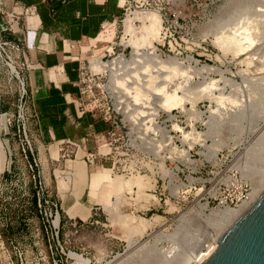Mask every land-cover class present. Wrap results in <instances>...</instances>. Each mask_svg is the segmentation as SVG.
<instances>
[{"label":"rangeland","instance_id":"obj_1","mask_svg":"<svg viewBox=\"0 0 264 264\" xmlns=\"http://www.w3.org/2000/svg\"><path fill=\"white\" fill-rule=\"evenodd\" d=\"M134 10L162 17L159 39L152 44L155 52L144 64L157 91L142 90V106L155 107L153 117H144L146 122L143 117L133 121L121 111L127 125L123 132L129 133L125 139L131 141L120 149L116 164L111 155L103 160L96 156L94 163L87 161L85 152L63 157L58 144L39 150L33 139L36 166L25 156L11 118L18 83L8 82L5 68L0 72V141L5 146L0 166V264H137L152 251L168 250V238H178L191 222L210 235L201 212L235 208L249 200L252 185L244 179L242 161L246 144L259 140L250 135L251 129L262 127L264 117V0H146L128 11L100 41L84 48L82 104L101 116L108 107L118 108L117 99L110 89L111 74L91 69V62L131 57L137 43L124 20ZM9 18L0 10L3 28ZM135 28L142 31L143 24L137 21ZM8 33L1 36L10 40ZM16 61L28 87L24 59ZM162 88L171 93L167 103L172 107L166 111L157 104L165 93ZM209 118L213 121L208 124ZM136 123H141L139 128ZM53 146L58 158L51 153ZM70 161L83 162L86 171L73 170ZM58 181L64 184L60 191ZM117 181L126 184L118 186ZM38 191L48 201L41 207ZM194 240L192 236L186 249Z\"/></svg>","mask_w":264,"mask_h":264},{"label":"crops","instance_id":"obj_2","mask_svg":"<svg viewBox=\"0 0 264 264\" xmlns=\"http://www.w3.org/2000/svg\"><path fill=\"white\" fill-rule=\"evenodd\" d=\"M122 4L118 0H0L1 11L21 14L8 34L25 53V75L36 112L31 133L39 150L89 137L86 150L95 152L99 146L95 136L110 132V124L82 104V62L84 48L100 41L108 27L121 21ZM51 153L58 158L55 146ZM70 162L73 170L86 171L83 162ZM63 198L69 202L65 192Z\"/></svg>","mask_w":264,"mask_h":264},{"label":"bare ground","instance_id":"obj_3","mask_svg":"<svg viewBox=\"0 0 264 264\" xmlns=\"http://www.w3.org/2000/svg\"><path fill=\"white\" fill-rule=\"evenodd\" d=\"M138 1H140V0H138ZM137 21H139L143 24V30L142 31L136 30L135 23ZM161 21H162V17L158 12L147 11V10H134L132 12V14L124 20V27H125L126 31L134 36V38H135L134 43H135V41L137 43L136 45L133 46V51L131 53V57L127 59L124 57V55H118L108 64L107 63L106 64L101 63L98 60H93L91 62V69L98 70V71L104 69L105 72L107 71L111 74L112 83L110 84V89L113 91V93L116 96L118 109L120 111L124 112L128 118L132 119L133 121L135 120L136 122L139 121L138 117H141V118L145 117V118L149 119V118L154 116V114H152V111H153L152 109L155 108L154 105H151V107H153L152 109H150V108L147 109V108H145V106H142V104L145 105L144 104L145 102H143V99H145L144 98L145 94L143 95V93H145V92H143V91L144 90H147V92L157 91V90H154L156 87L153 88V86H152L153 85L152 81L155 78H153V80H152L151 75H150L151 78L148 77V75H147L148 72H147L144 64H147L146 59L150 58L151 57L150 55H152L155 52L154 46L152 47V44H153V41H155V40L158 41V39H159L157 35H158L159 30H160ZM242 31H243V29H242ZM245 31L241 32V33L244 34ZM231 33L235 34V31H233ZM231 33H230V35H231ZM224 37H226V36H224ZM227 38H225V39H227ZM232 40H233V38H232ZM147 44H150V46L148 45L147 47H145ZM225 45L226 44H224L223 46H225ZM144 47L147 48L146 49L147 51L143 50ZM147 67H149V66H147ZM161 67L162 66H160L159 69H161ZM162 69H163V67H162ZM149 70L150 69H148V71ZM149 72H151V71H149ZM159 74H162V73H159ZM166 76H167V74H166ZM179 77H181V76L179 75ZM165 78H168V77H165ZM121 81H125V83H121ZM130 83H131V85L129 86L128 84H130ZM162 87H164V85ZM158 89H161V88H158ZM162 90H163V88H162ZM162 90H159L158 93L159 92L161 93ZM183 91H184V89H183ZM163 92H165L166 94L161 93L162 94L161 96L159 94V96L161 98H160L159 102H157V104L159 105L160 109H163L166 111V110H169L172 107V105L167 103V99H168L167 97H169V95L167 96L168 92H166V90L165 91L163 90ZM158 93H157V95H158ZM172 98L173 97H171V99ZM168 101H169V99H168ZM179 102H181V101H179ZM179 102H177V103H179ZM225 102H227V101H225ZM134 106L137 109L132 110L131 108H133ZM156 108H157V106H156ZM237 114H239V115L237 116ZM241 114H242V112H238L235 115L237 117H239ZM236 116H234V117L236 119H238ZM258 117L260 118V116H258ZM252 118L254 119V117H252ZM252 118H251V120H253ZM260 120L263 122L262 127L259 128L256 126L253 129V127L251 126L253 130L250 128L251 129L250 135L254 136V138L257 136L256 138L259 140L255 141L254 143L251 142L252 141L251 140L249 143L251 145H249V146H247L248 144H246V150L244 152L243 161H242L244 179L250 181L251 182L250 184L252 185V191H251L249 200L242 202L241 204H239L235 208H229L227 206H220L218 209H216L214 211H207L206 210V211L201 212V218L203 219V221L205 223H207V226H209L211 229L210 235H208L206 232H201L200 228L196 224L191 222V223L187 224V227L183 231H181L178 238L177 237L168 238L169 244L171 245L168 250L163 251V250L158 249V250L152 251L151 255L150 254L146 255V257L144 259L140 260L137 264H192L194 262L197 264H202L205 261H207L213 255V253L220 246V242H221L222 238L229 231V229L254 205V203L264 193V117L260 118ZM146 121L147 120L145 119V122ZM148 121H150V120H148ZM212 121H213L212 118L205 120V122L208 124L211 123ZM139 124H141V123H138V125ZM136 125H137V123H136ZM138 128H139V126H138ZM247 147H249V148H247ZM4 152H5V146L0 141V166H2V164H4V162H5L3 160ZM253 170H255V173H257V174L253 175ZM116 184L118 186H123L126 183H124L123 181H117ZM133 184H134V182H133ZM135 184L138 185V182H135ZM63 185H64L63 182H60V187H63ZM69 212H70L71 217H74L76 214L75 212H73L71 210H69ZM192 236H195V240H194V242H192L190 244V247L188 249H186L188 241ZM137 246H139V245H137ZM205 247H207L209 249L208 250L209 253L202 255L201 254L202 249ZM119 264H124V260Z\"/></svg>","mask_w":264,"mask_h":264},{"label":"built area","instance_id":"obj_4","mask_svg":"<svg viewBox=\"0 0 264 264\" xmlns=\"http://www.w3.org/2000/svg\"><path fill=\"white\" fill-rule=\"evenodd\" d=\"M122 6L124 7L125 14L128 13V11H131L132 9L139 8L145 0H118ZM8 16L12 17V20L8 23L9 26L6 28H3L0 23V33H5L7 31L12 32L13 31V25L16 21H18L21 17V14L12 12L11 14H8ZM19 57H22L24 59V65L28 67L25 53L22 49V45L19 41L15 39H5L3 36L0 35V72L5 68V72L8 76V82L11 83L12 81H17L18 83V101L17 105L15 107V112L11 115V118H13V121L15 123V128L17 129L18 136L21 138V141L23 142V152L25 156L28 158L29 156L32 157V161L36 166H38V161L36 158V155L34 153L32 140L33 135L31 133V122L32 118L36 116L34 103L32 100V94L30 93L29 89H27V82L24 81V79L21 78L18 68L16 66L17 59ZM2 60L4 62H2ZM9 115L8 113H5V116ZM120 115H122V112L118 108H110L108 107L104 113L102 118L108 122L111 126L110 132L107 135H101L95 136V140L98 144H103L104 146L109 147L110 152L101 154L99 149L100 145L98 146V150L96 152H87L86 146L88 143V138L85 137L81 142L77 143L74 141H71L69 139L63 140L60 143L59 151L62 154L63 157L71 158L72 155H74L76 158L78 157L80 152H85V158L88 162L94 163L95 157L100 156L103 160L104 157H107L109 155L112 156L113 159H115V164L119 161V157L121 156L120 149H123L124 147L129 146L127 141H131L130 138L127 140L125 137L129 136V133H124L123 129L127 128L126 122L120 118ZM9 134V132H7ZM32 166V165H31ZM41 185V181H40ZM40 190L43 191L42 185L40 186ZM38 197V204L41 207L42 202L48 203V201L44 197V193H41L40 191L37 192ZM52 215V213H51ZM57 218V217H56ZM54 228H59V223L54 225ZM0 240H1V234H0ZM207 250V247L203 248V252ZM208 251V250H207Z\"/></svg>","mask_w":264,"mask_h":264},{"label":"water","instance_id":"obj_5","mask_svg":"<svg viewBox=\"0 0 264 264\" xmlns=\"http://www.w3.org/2000/svg\"><path fill=\"white\" fill-rule=\"evenodd\" d=\"M202 264H264V193L229 229L218 249Z\"/></svg>","mask_w":264,"mask_h":264},{"label":"trees","instance_id":"obj_6","mask_svg":"<svg viewBox=\"0 0 264 264\" xmlns=\"http://www.w3.org/2000/svg\"><path fill=\"white\" fill-rule=\"evenodd\" d=\"M36 204H37V198H36Z\"/></svg>","mask_w":264,"mask_h":264}]
</instances>
